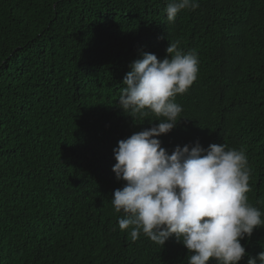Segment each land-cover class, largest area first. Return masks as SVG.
<instances>
[{"label": "trees", "instance_id": "trees-1", "mask_svg": "<svg viewBox=\"0 0 264 264\" xmlns=\"http://www.w3.org/2000/svg\"><path fill=\"white\" fill-rule=\"evenodd\" d=\"M168 2L0 0V264H188L174 236L134 241L111 204L113 149L164 119L119 108L123 78L169 41L199 63L162 147L243 150L264 221V0H196L171 22ZM241 244L247 264L264 228Z\"/></svg>", "mask_w": 264, "mask_h": 264}, {"label": "clouds", "instance_id": "clouds-1", "mask_svg": "<svg viewBox=\"0 0 264 264\" xmlns=\"http://www.w3.org/2000/svg\"><path fill=\"white\" fill-rule=\"evenodd\" d=\"M196 0H169L171 22ZM198 54L170 42L166 56L144 52L123 78L118 107L133 119L150 113L164 119L118 141L112 171L123 186L111 198L121 230L131 227L135 241L141 232L164 246L175 237L188 250V264H239L247 255L241 241L264 228L261 211L248 203L250 169L243 150L210 144L176 146L169 154L158 137L178 124L182 107L173 98L185 93L197 78ZM152 124V122H149ZM247 264H264V251Z\"/></svg>", "mask_w": 264, "mask_h": 264}]
</instances>
